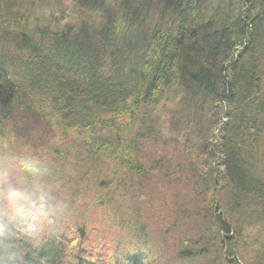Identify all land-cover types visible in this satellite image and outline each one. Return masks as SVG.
I'll return each mask as SVG.
<instances>
[{
	"label": "trees",
	"instance_id": "16d2710c",
	"mask_svg": "<svg viewBox=\"0 0 264 264\" xmlns=\"http://www.w3.org/2000/svg\"><path fill=\"white\" fill-rule=\"evenodd\" d=\"M120 1L99 0L100 5H97L94 0H14L18 7L12 16L18 20L31 18L34 22H41L42 30L48 32L44 37V45L51 43L54 46L52 50L50 46L47 47L53 51L52 59L39 66L29 67L27 77L32 80L54 82L51 74L54 73V69L59 70V67L63 69L65 67L66 71L77 74L80 78L79 85H76V89H72V93L68 90L63 94L72 97V106L74 103L78 106L72 112V117L85 124L88 123L86 119L97 121L103 115H106L107 119L111 114L120 116L118 112L121 111L120 106L125 97L129 106L133 104V109H129L127 116L137 119L140 111L137 113L136 103L143 95L145 98L148 96V102L142 99L144 102L141 103L142 117L138 119L141 123H134L131 119L122 122L123 117H117L118 120L112 118V125L118 128L121 125L129 134L139 137L154 151L151 153L147 148L142 149L134 142L127 143L123 152L128 156L123 159H119L118 156L113 158L122 161L117 164H122L125 173L129 176L135 177L146 170L145 178L151 176V182L158 188L159 196L162 194L169 196L165 204L172 212L173 219L168 222L161 221L156 235L161 239H157L159 246L161 243L164 248L170 247L168 237L171 234L176 242H173V251L180 256V261L194 262L198 257L206 256L208 249L201 247L206 233L203 232L202 237L199 238L196 236L197 232L188 230L189 222L196 218L194 215L201 214L205 221L216 222L220 230L226 231L229 229L226 224L232 225L233 231L227 237L215 235L216 238L212 241L217 243L210 250L214 251L215 247L219 250L221 247L218 243H226L225 258H229L230 261L233 259L234 262L237 249L242 248L240 244H245L244 249L257 252L255 254L257 261L254 262L252 258L249 264H264V249L262 250L264 193L261 191L263 190L261 185L264 184V0H176L177 2L173 3L174 7L171 0H165L162 3L163 9H157L156 15L158 19L170 18L174 26L171 30H166L158 26L160 22L154 16L156 27L153 37L155 41L160 37L171 40L174 34H177L182 37L184 43L176 39V45L166 48L163 52L158 50L154 53L156 56L149 52L155 59L161 57L168 59L175 70L165 71L162 69L164 63L157 62V68L152 69L151 78L147 81H141L136 76L132 77L135 72H130L131 64H126L116 56L120 49L130 56L132 62L141 57L142 64L146 63L147 57L133 41L125 42L112 54L110 51H93L89 47L87 49L77 47L75 43L70 44L62 34L61 26L71 27L70 14H73L74 18L88 17L84 3L93 10L103 12L105 6L109 5L111 9L110 7ZM135 1V5L132 6L122 0L123 6L127 4L137 8L133 20L129 18V12L126 14L122 12L119 17L106 14L99 22L94 17H89L90 22L96 24L97 38L116 34L123 29L120 22L126 23L129 19L130 30L138 33L141 22L136 15L148 14L144 10L150 7V0ZM161 2L162 0H156L155 3ZM142 4L145 6H140ZM1 14L0 46L6 48L12 45L16 49L18 46L11 42L12 33L1 26L4 23L12 28L11 26L15 24L1 17ZM58 15L61 16L60 22L55 24L58 19L55 20L54 17ZM3 16L10 14L3 13ZM37 39H33L32 47L40 44L41 39L35 44ZM146 40L150 42L151 38ZM185 41L190 44L189 47H186ZM22 47L27 50L28 45ZM78 67L81 68L80 73L74 72L73 69ZM90 69L100 70V73L88 77L87 73L91 72ZM183 74H185L184 79L181 78ZM210 77L216 79L218 86L223 89L218 92L212 87L206 88L205 83H208ZM6 79L4 74H0L1 82H5ZM140 86L144 87L142 91ZM238 89L240 91H237ZM187 90L193 94L191 100L186 98ZM133 91L135 92L132 93ZM156 93H160L162 98L157 99ZM151 94L152 98L149 97ZM195 96L196 98L199 96V99H194ZM158 100H160L158 113L160 112L162 122L160 121L155 128L149 126L144 114L155 113V104ZM80 111L86 113H78ZM208 111L205 116L204 113ZM212 115L217 119H212ZM173 120L176 123L182 122L183 125L171 127L169 124L171 133L166 131V134H161L162 125L166 127V123ZM169 135L174 136L175 140L172 141ZM104 139L101 142L98 139L91 142L89 145L91 150L93 144H117L111 132ZM133 139L137 142L136 138ZM184 143L188 146L187 150L182 149ZM224 152L226 156H223ZM131 153L145 156L149 160L148 166L141 169L137 166L139 162L134 157V162H130ZM244 154L255 159L251 165L252 172L249 174L255 178L254 180L236 171L235 161ZM110 157L109 155L105 158L107 163H111L110 160L113 158ZM100 162L103 164L102 161H97ZM242 163L243 160H240V168L244 167ZM220 164L224 166L223 170H220ZM92 177L95 182L98 181L96 175ZM71 182L74 181L64 178L60 184L57 183L55 189L62 204L64 199L67 200V210L75 218L79 214L82 215V205H77L74 201L80 193L73 190V185L70 186ZM198 188L206 193L199 194ZM137 193H141V201L135 200L137 206L152 209L155 203L148 202L147 196L142 191ZM191 194L195 196L192 202ZM124 195L126 196V193ZM216 199L219 202H215ZM196 200H201L202 204L207 201V206L203 205L199 212H191L189 204ZM184 202L188 203V207L184 208ZM95 203L96 206L102 207L109 205L101 200ZM214 204L222 210V215L212 214ZM184 223H187V226ZM247 235L251 238L249 241ZM177 241L183 246L178 247ZM63 242V238L58 242L53 237L44 239L37 246V253L32 256L31 264H60L58 250ZM218 250L216 249V252ZM220 254L222 252L219 251ZM220 257L224 258L222 255Z\"/></svg>",
	"mask_w": 264,
	"mask_h": 264
},
{
	"label": "bare ground",
	"instance_id": "6f19581e",
	"mask_svg": "<svg viewBox=\"0 0 264 264\" xmlns=\"http://www.w3.org/2000/svg\"><path fill=\"white\" fill-rule=\"evenodd\" d=\"M8 1V2H6ZM0 0V13H2L1 17L7 18L10 20L11 23H14L15 26H7L6 24H2L1 26L5 27L6 31L9 33H12L13 39L11 42L18 46V48H14L12 45H8L9 47L0 46V74H4V76L7 78L5 82L0 81V143L4 141H9V143L5 144L6 147H4L2 150V154L6 157V160H12L18 158L21 154L24 153H34V157L38 158L42 162H44V165H47L48 162L46 161V155L48 153L50 154L51 151H48L49 149H54L56 151L61 150V147L64 149V151H67V147L65 146L67 143L75 144L76 149L78 152L74 151L72 153V157H82V161L85 167H87L88 163L87 160L90 158L94 161V163H97V161H102L103 163H107L105 161V158L109 155L110 158H113L115 156L120 155L124 151L125 144H132L133 142L136 143L140 148L142 149H148L151 153L154 151L152 148H150L146 142L143 143L139 137H136L132 134H129L128 130H125L121 125H119V128L117 126L112 125V118L117 117H123L122 122H127L132 120L134 123H141L139 118L142 117V99H146L148 102V96L147 98L140 97L136 103V110H138L137 113L140 111V115L136 118H132L127 116L129 109H133V104L129 106V102L127 98H123V104L120 106L121 111L118 112L120 116H116L114 114H111L109 116V119L101 120L102 122H99V120H93L86 119L88 123L85 124V122L79 121V119L72 117V112L74 109H76L78 106L76 103H71L72 97H68V94H63L64 92L68 91L72 93L74 89H76V85H79V76L73 72L66 71L65 67L64 69L59 67L57 69H54V73L51 74V78L54 80V82H47V81H40V80H32L27 77V69L30 67L39 66L43 64L45 61H49L52 59V48L54 49V46L49 44H45L44 37L48 34V32L42 30V23L41 22H34L31 18H27L24 20H18L17 18H14L12 14L15 12L16 8L18 7V4L14 2V0ZM103 0H101L102 2ZM159 1V0H157ZM165 0H162L160 4L154 3L153 10L150 11L149 9H145L144 12L148 13L145 16H143L141 13L136 15V18L139 19L141 22V25H139V31L138 33L133 32L130 30L129 27V21H126V23L120 22L121 27H123L122 30H119L114 35H110L109 37H102V36H96V24L90 22L91 19H88L89 17H94L97 22H99L102 18V16L109 14H112V17L118 16L122 12L124 14L130 13L129 18L134 19V13L136 12V7H131L130 5L123 6L124 2L122 0L118 3L116 2L113 7H110L109 5L105 6V11H96L89 7V5H86V1L84 3L85 12L88 17L86 18H80L76 17L74 18L73 14H70V21H71V27L69 28H62V34L66 36V39L70 42V44L75 43L77 47H84L87 49V47L92 48L93 51H110L112 54L113 52H116V48L118 49L119 46L124 44L127 41H133L135 45L138 47V49L141 51L142 54H144L147 57V62L142 64L140 61L141 57L137 60H134L133 62L130 60V56H127L126 53H124L122 50L118 49L117 57L121 59L126 64L130 65V72H135L134 76L138 78L141 81H147L151 77V71L152 69L157 68L156 63L162 62L164 63L162 66V69L165 71L169 70H175L174 66L170 65V61L168 59L158 58L155 59L153 56L150 55L149 52H151L153 55L156 56L158 50L164 51L168 47H173L177 44V40L181 43H184V40L182 37H180L177 34H174L171 40L165 39V38H158L155 41V37H153L155 32V19L154 16L158 19V15H156L157 9H163L162 3ZM172 6L174 7L173 3H176V0H171ZM23 1H21L22 3ZM99 0H97V5ZM121 3V5H120ZM106 5V3L104 4ZM140 6H145V4H142ZM178 7V6H177ZM122 8L121 10H119ZM179 8V7H178ZM183 8V7H181ZM142 10V8H141ZM158 11V10H157ZM3 13H8L10 16H3ZM61 16L58 15L54 17V19H58V21L54 22L55 24L60 22ZM78 19H81L80 21H76ZM160 24L158 26L166 29L171 30L174 26V23L170 18L165 17L163 19H158ZM94 22V20H93ZM53 23V24H54ZM162 32V31H161ZM147 33V34H146ZM38 38L41 39V42L38 46L32 47V44H34L33 39ZM146 38H151V41L148 42ZM38 39L35 41V44L38 43ZM32 42V43H31ZM186 47H189L190 44L185 41ZM31 43V44H30ZM130 44V43H129ZM131 47V45H129ZM23 45H28L27 50L25 47H22ZM31 46V47H30ZM50 46L51 50L47 47ZM28 51V52H27ZM158 57V55H157ZM263 60V59H262ZM264 62V61H263ZM173 68V69H172ZM159 70V69H158ZM74 72L80 73L81 68L78 67L76 69H73ZM90 73H87L88 77L94 76V74L100 73V70H94L90 69ZM160 71V70H159ZM86 75V74H85ZM185 74L181 76L182 79H184ZM44 78V77H43ZM45 79V78H44ZM205 82V81H204ZM206 88L210 89L211 87L218 90H222L223 88L221 86H218V81L214 79L213 77H210L208 79V83H205ZM141 87V86H140ZM71 88V89H70ZM144 87H141L140 91L143 90ZM73 89V90H72ZM176 93H179V91L173 90ZM237 91H240L239 89ZM133 91L132 93H134ZM138 93V92H137ZM146 94V93H145ZM146 96V95H145ZM150 98L153 97V95H149ZM157 99H161L162 95L160 93H156ZM186 98L192 99L193 94L191 91H186ZM194 99H199V96ZM155 104V113L146 112L144 114V117L150 124L149 126H153L155 128L158 127L159 122L161 121L160 118V112L158 109L160 107V100L156 101ZM205 107V106H203ZM206 108V107H205ZM208 109V108H207ZM136 112V111H134ZM78 113H86V112H78ZM208 112H205L204 115L206 116ZM130 114V113H129ZM215 114V113H213ZM123 115V116H122ZM211 115V114H210ZM127 116V117H124ZM236 116V114H235ZM222 117V116H221ZM212 119H217V117L211 116ZM117 118L116 120H118ZM181 120V119H180ZM209 120V119H208ZM162 122V121H161ZM84 124V125H83ZM100 124V126L104 127L106 130L112 133L113 137L115 138L116 145L110 144V143H101L96 144L92 146L93 150L89 147L91 142L98 141L100 142L105 138H97L94 137V128L97 127V125ZM163 124V123H162ZM169 124L171 127H180L183 125L182 122L176 123L175 120L166 123V127L162 125L160 128L161 134H166V131L168 133H171V129L169 128ZM4 126L6 129L12 133L11 137H6L7 132L4 131ZM81 129H90V132L85 134H82ZM93 129V132H92ZM2 132H5L6 135L4 139H1L3 137ZM199 131H197L198 133ZM31 133V134H27ZM200 134V133H198ZM201 135V134H200ZM74 136V137H72ZM170 139L172 141L175 140V137L172 135H169ZM69 137H72L71 140H69ZM74 138L76 140H74ZM137 139V142L135 139ZM13 139H16L15 141ZM30 139V140H29ZM105 142V139H104ZM113 141V143H115ZM23 144L21 147L17 148L15 146H18L20 144ZM113 145V146H112ZM183 150H187L188 146L184 143L182 145ZM70 150V149H69ZM71 151V150H70ZM213 151V150H212ZM226 153H223V156ZM0 155V156H3ZM71 156V155H68ZM132 156V161H133ZM104 158V159H103ZM139 162L137 166H140L142 169V165L140 163L139 159H136ZM243 160V163L241 164L242 168L239 166V161ZM255 161V159L252 156H246L245 154L242 155L240 159H237L235 161V166H237L236 171H239L243 175H247L248 178L251 180L255 179L252 175H249L252 172L251 165L252 162ZM101 163V162H100ZM113 164V162L109 163ZM47 171H51L49 167H44ZM224 166L220 164V170H223ZM191 172V171H190ZM49 172H47L48 174ZM76 172L70 175L68 179H72L74 181ZM129 176V175H128ZM110 178V177H109ZM104 179V178H103ZM264 179V175H263ZM110 181V180H109ZM264 181V180H263ZM264 183V182H263ZM73 185V182H71L70 186ZM198 187V184H195ZM261 190L264 193V184L261 185ZM199 194H205L206 192L200 188H198ZM174 192V191H173ZM155 199L153 196L149 199L147 197L148 202L155 203ZM150 200V201H149ZM159 201V199H158ZM209 203V202H208ZM186 206L188 207V203L184 202ZM83 205V204H81ZM202 205L205 207L207 206V201L204 202ZM84 207L89 210L90 212L87 214L90 217L92 216V207L88 203L84 204ZM63 208V207H62ZM207 210V208L205 209ZM157 218L160 219V221H169L170 219H173L172 212L167 211H158ZM264 211V210H263ZM69 212V211H68ZM212 214L220 215V209L217 208V206L213 205V211H211ZM261 212V211H258ZM153 214V212L151 213ZM94 218H98V213L95 214ZM107 220L109 221V225H114L117 223L116 217L114 216H108ZM78 222V220L76 221ZM190 225L188 226V230L191 229L192 232H205L206 234L203 236L212 237L213 234L220 235L223 237H227L228 234L232 233V225L231 223L226 224L229 229L220 230L216 226V222L214 221H205L204 219H200L198 223L196 224L194 220H191ZM134 224V223H133ZM182 226V225H181ZM178 228V227H176ZM78 233V232H77ZM61 234H68L70 236H73V232L71 231H65ZM207 239V238H205ZM251 238L249 235H247V240L249 241ZM72 242L74 244L78 243L79 245H85L84 241L81 238H75L72 239ZM14 247L16 251L19 254H22L25 258V261L27 264L31 263L32 254L27 246L24 244L26 243V239L22 236H18L14 240ZM22 243V244H21ZM24 243V244H23ZM221 247L220 252H222V256H226V250L227 246L226 243H218ZM135 247L140 248L137 250L138 255L141 258H145L144 252L147 256V260L143 262L142 264H146L149 261H151L155 255V251L152 246L146 243H136L134 244ZM109 247H113V244H109ZM158 245V249H159ZM98 248H100L99 245L94 246V253L91 251H87V254H90V256H94L95 258H99L98 262H96L94 259L89 262L87 260L86 255H81L80 260L81 264H114L113 261L110 260H104L101 259L104 257L102 253L98 252ZM77 249L81 251V248L77 246ZM264 249V245H262V250ZM159 252L161 253V257L165 254L164 249H159ZM92 253V254H91ZM173 260L180 262V256L178 254H174L171 257ZM257 261V257L254 258V262ZM130 264H135L136 257L131 256L129 261ZM260 262V261H258ZM8 263V262H5ZM69 264H79V263H69Z\"/></svg>",
	"mask_w": 264,
	"mask_h": 264
},
{
	"label": "rangeland",
	"instance_id": "374dc122",
	"mask_svg": "<svg viewBox=\"0 0 264 264\" xmlns=\"http://www.w3.org/2000/svg\"><path fill=\"white\" fill-rule=\"evenodd\" d=\"M125 2H128V4H131L132 6L135 5V0H124ZM94 2L97 3V0H94ZM143 2V1H142ZM156 0H150V7L148 8L150 11L153 10L154 3ZM161 118V117H160ZM101 120L107 119L106 115H103ZM99 119V122H102ZM4 131L7 132V136L4 134L5 132H2L3 137L1 139H4L6 137H11L12 133L9 132L6 127L4 126ZM90 129H82V134L89 133ZM93 132V129H92ZM31 134V133H27ZM109 134L108 130H106L104 127L100 126V124L97 125V127L94 128V137L95 139L101 138V137H107ZM6 136V137H5ZM74 137V136H72ZM72 137H69V140H71ZM14 141L16 139H13ZM30 140V139H29ZM74 140H76L74 138ZM9 143V141H4L0 143V155H3L1 152L2 149L5 146V144ZM71 143V142H70ZM67 143L65 146L67 147V151H64V149L61 147V150H54L49 149L48 151H51V153L46 155V161L48 162L47 165H44V162H42V167H49L51 171L47 174L48 178L52 181L54 184V187L57 185V183L60 184L64 178L70 177L71 174L76 172L75 179L73 182V187L75 191H78L80 194L77 195L76 199L74 201L77 205L83 204L82 209V215L81 219L83 220V225L87 226V224L90 222L92 223H99V226L104 227L105 225H108V216H111L113 214V209H119L124 215V219L127 220L129 223L126 224L127 226L133 225L134 228L141 231V234L145 236L150 242L152 241L154 244L159 245L158 238L156 235L158 233V227L161 225V221L159 218H157V211H167V207L165 202H168L169 196L161 195L159 196V192H157V189L152 184V178L151 176L149 178H145L147 175L146 170L141 172L139 175L133 177L128 176L127 173L124 171V167L122 164H117L119 162H122L120 160L116 161V158H113L110 160V162H113V164L109 163H94L92 159L87 160V167L84 166L81 160V156L78 157H72V153L74 151L78 152L76 149L75 144ZM23 144L21 143L18 146H15L17 148L21 147ZM71 151H70V150ZM139 153V151H136ZM31 155H34V153H31ZM141 154V152H140ZM71 155V156H68ZM130 157L134 156V158L139 159L143 163H141L142 167L148 166L149 160L146 159V157L141 155H137L135 153L129 154ZM144 155V154H143ZM127 153H121L118 155L119 159H123L124 157H127ZM139 156V157H138ZM4 158H6L3 155ZM146 159V160H145ZM125 164V162L123 161ZM70 166V167H69ZM72 168V169H71ZM130 168V167H129ZM130 170V169H129ZM156 172V171H155ZM93 175H96L98 177V181L95 182L93 179ZM110 177V178H109ZM104 178V179H103ZM110 180V181H109ZM57 188V187H55ZM121 190V191H120ZM138 191H142L144 195H146L149 199L153 196L156 199L155 204H153L152 209L151 208H144L142 206H137L136 201H141V193L138 194ZM135 192V193H134ZM71 193V192H69ZM126 193V196L124 195ZM66 194V193H65ZM84 194L83 196H81ZM165 196V197H163ZM167 197V198H166ZM191 202L194 200L195 196L193 194L190 195ZM158 199H161L158 201ZM104 201L108 203V207L104 210L102 214L98 211H92V216L90 217L87 215L90 211L87 210L84 207V204L87 202L93 203L98 201ZM136 200V201H135ZM150 201V200H149ZM215 202H219L218 199L215 200ZM67 200L64 199V204H62V207L64 209H68ZM146 202H144L145 204ZM96 204V203H95ZM143 205V204H142ZM186 207V204H184V208ZM203 207L201 200H196L191 205L189 204V210L192 211H198ZM220 209V208H219ZM221 210V209H220ZM153 212V214H151ZM98 213V218H94L95 214ZM220 215H222V210L220 211ZM194 217L191 220H194V222L197 224L200 219H202V215H194ZM65 230H67L70 226H72L73 222V215L70 212L65 213ZM199 218V219H198ZM203 220V219H202ZM89 223V224H90ZM134 223V224H133ZM164 225V224H163ZM162 225V226H163ZM185 226H187V223H184ZM190 225V224H189ZM160 229V228H159ZM161 231V229H160ZM163 231V228H162ZM168 237V241L170 244V247L164 248L162 247L160 243L159 249H164V255L160 258H158L156 261L159 260L157 264H249L250 260L252 258H255V254L257 253L256 250H248L244 249L246 246L245 244H240L242 248L237 249L238 258L230 261L229 258H222L219 255V251L217 247L213 250H210L217 242H213L212 239L216 238L213 234L212 237L205 236L201 247L208 249V254L206 256H200L198 257L194 262H187V261H180L182 263H176L177 261L173 260L171 257L176 254L177 252L173 251V235L171 234ZM197 237L201 238V232H197ZM167 237V236H166ZM161 238H163V235H161ZM211 239V240H210ZM161 240V239H160ZM176 240V239H175ZM176 243V242H175ZM177 246L181 247L183 246L182 243H178ZM167 249V250H165ZM216 249L218 250L216 252ZM250 253V254H249ZM234 257V256H233ZM231 257V258H233ZM235 258V257H234ZM171 262V263H170ZM252 264V263H251Z\"/></svg>",
	"mask_w": 264,
	"mask_h": 264
},
{
	"label": "clouds",
	"instance_id": "9594fccd",
	"mask_svg": "<svg viewBox=\"0 0 264 264\" xmlns=\"http://www.w3.org/2000/svg\"><path fill=\"white\" fill-rule=\"evenodd\" d=\"M62 201L42 162L31 154L0 156V264H14L18 236L40 244L58 223Z\"/></svg>",
	"mask_w": 264,
	"mask_h": 264
}]
</instances>
